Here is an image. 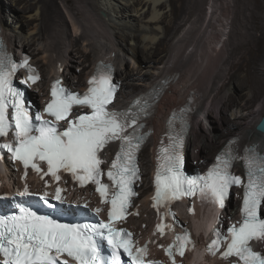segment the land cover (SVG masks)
<instances>
[{
    "label": "snow or ice",
    "instance_id": "snow-or-ice-1",
    "mask_svg": "<svg viewBox=\"0 0 264 264\" xmlns=\"http://www.w3.org/2000/svg\"><path fill=\"white\" fill-rule=\"evenodd\" d=\"M0 50V138L14 132L11 142L0 143V149L10 154L12 161L23 165L24 177L28 169L60 180L59 172L70 173L81 186L88 182L96 185L101 203L110 204L107 221L96 224L61 223L49 215H40L24 203H15L18 210L11 215H0V264H121V249L131 258V264H152L146 261L147 246L135 247L132 234L126 229L115 227V222L125 219L131 197L136 193L133 185L139 179L136 163L144 135L138 123L141 114H146L147 101L135 102L134 111L110 110L117 86L112 81L110 65L101 63L88 81L83 94L71 92L56 81L51 88V100L44 111L52 117L29 115L24 92L15 87L13 77L18 67ZM29 75L22 82L35 83L39 76L27 62L23 61ZM74 107L88 109L82 114L75 113ZM11 110V111H10ZM74 116V118H73ZM67 127L61 130L59 122ZM173 120L169 121L170 128ZM130 129V131H129ZM186 121L181 118L179 132L169 133L168 145L162 146L157 157L155 175V196L153 207L163 205L168 209L172 201L184 197L198 199L201 204L223 208L233 186L243 185L244 194L241 220L227 228V233L214 230V238L207 245V254L219 253L229 264H264V252L253 249L251 242H264V156L254 148L245 149L241 157L246 168V182L230 171L235 154L229 149L217 156L216 162L206 173L187 176L183 170V132ZM112 142H119V151L110 163L106 176L110 183L101 179L105 175L102 153ZM38 195L45 205L49 204V193H32L27 184L22 191L0 199L15 200L16 197ZM62 201L61 189H55L53 197ZM88 208V205H84ZM193 209L190 208L189 211ZM100 213L101 209L93 210ZM165 215H173L166 211ZM170 225L158 224L163 234ZM111 249L105 256L104 243ZM194 241L185 228L166 249L171 264H177L175 253L180 257L186 250L194 248ZM67 257V258H65ZM231 258V259H229Z\"/></svg>",
    "mask_w": 264,
    "mask_h": 264
},
{
    "label": "bare ground",
    "instance_id": "bare-ground-1",
    "mask_svg": "<svg viewBox=\"0 0 264 264\" xmlns=\"http://www.w3.org/2000/svg\"><path fill=\"white\" fill-rule=\"evenodd\" d=\"M62 1L65 3L67 13L73 22L75 34L66 31L65 26L67 24L66 19H64L66 16H64V13L62 14L57 0H10L9 7L15 13L17 20L14 19L8 23L2 19L0 14V27L5 35V31L18 32L22 35L19 36L21 37L19 40L12 34L9 37L6 35L12 47L26 49V46H29L35 51V53L32 52L37 57L41 53L47 55H44V57L41 55V58L37 61L34 59L37 63H41L44 78L53 77L60 67H64L63 74L66 76L67 82L78 88L86 84V79L93 71L98 59L109 57L119 67L123 62V54H135L142 46L145 54H142L146 63L145 67L149 69L145 72L147 75L137 78L139 80L137 87H130L129 82L133 74L126 69L119 68V78L123 80V88L118 104H125L129 99L144 91L154 79H158L157 83H161V79L171 74L178 75L181 73L178 76V83L177 81V84L175 83L178 87L174 88L176 91L175 96L178 97L179 101L177 105L190 94V87L197 89L195 93L197 97V114L188 140V149L189 154L194 159H200L206 157V151H214V157L223 145L222 133H214L212 137H210L211 134L210 136L200 134L198 132L200 120L196 122V118L200 116L205 125L207 123L205 121H209V117L212 120V102L216 100L217 92H219V83L229 74V85H235L234 81L236 79L237 82L239 81L238 83L235 81L239 85L237 87L238 96L236 97L237 107L231 110L232 116L226 118L225 115H222L220 119L223 123L225 118L228 119L225 123L228 127L234 129V134L240 135L241 145L253 141L264 152V133L256 128L264 115V91L262 89H260L262 91H254L250 84L245 81L242 82L239 71L247 64L250 57L248 59L242 54L243 52L241 57H238L240 54L236 56L237 47L229 48L231 37H223L226 36L225 34L229 35L228 33H230L227 28L231 24V15L234 12H241L238 8L240 3L238 6L234 4V0H189L183 8L184 15L181 14L179 19L173 20L171 16L173 12L169 13L168 8L171 7V11L174 10L176 0H77V7L72 5L71 0ZM41 2H43L42 5ZM205 2L210 4L207 13L203 6ZM257 4L255 2V6ZM235 6H237V9ZM20 7L23 12L18 11ZM249 9L252 10V8ZM100 11L105 12L107 19L101 16ZM34 22H39V24L36 25L34 30L29 29L27 34L26 29L31 28L30 24ZM120 22L131 26V28L127 29ZM120 27L126 31L120 33L116 30ZM244 28H247L246 35H250L249 27L244 26ZM32 34H35V36L30 38ZM100 35L109 36L108 38L115 42L117 49L110 50L104 46L98 47L96 39ZM41 36L46 38L47 41L43 49L36 47ZM253 39L251 38L250 41ZM190 42L193 45L192 48H185L184 44ZM62 44H66V50L62 49ZM77 45H80V47H77ZM226 54H229L228 58H226ZM88 60H91L92 63L87 65ZM74 65L83 67L80 75H76L72 69L71 66ZM188 66L192 73L191 78L181 84L182 80L180 79L183 78L182 74L184 72L179 73L180 70H175L182 67L186 69ZM228 66L230 67L229 72H227ZM83 73L86 74L85 81L82 80ZM164 73L167 74L163 75ZM77 77H79L78 82L75 81ZM225 78L227 79V77ZM126 89H129V91ZM122 93L124 94L122 95ZM231 97L232 94L228 96V100ZM223 99L224 95L221 100L219 99L218 104L223 102ZM167 105L175 107L176 104L168 103ZM174 107L167 111L164 115L165 119L168 112ZM149 125L156 132L160 128L156 125L153 117L149 120ZM204 129L206 131V127ZM156 132L152 137L156 135ZM207 132H209V127H207ZM198 133L199 138L197 139ZM202 142L204 143L202 144ZM148 146L152 150L153 144L150 143ZM206 146L210 149H206ZM145 149L143 153L146 151ZM145 165H148L146 161ZM8 176L10 174H7ZM150 185L151 180L149 183L147 179L141 187L142 193L139 201L147 197ZM144 213L148 216L145 217ZM134 220H139V228L135 225L138 229H142V222H148L149 229H152L155 222L151 210L142 211L141 218H134ZM142 230L144 232L146 229Z\"/></svg>",
    "mask_w": 264,
    "mask_h": 264
},
{
    "label": "rangeland",
    "instance_id": "rangeland-1",
    "mask_svg": "<svg viewBox=\"0 0 264 264\" xmlns=\"http://www.w3.org/2000/svg\"><path fill=\"white\" fill-rule=\"evenodd\" d=\"M57 1H58V6H60V9L62 11V14L64 13V16H66V18H64V19H66V24H67L65 26V29H66V31L68 33L72 34V33H74L73 22H72L70 16L68 15V13H67V7H66L65 3L62 0H57ZM188 1L189 0H176V3H174V10L171 11V7L168 8L169 13L173 12L172 15H171L173 20L179 19V17H180L179 15H181V14L184 15L183 8L187 5ZM257 1H258L259 5L257 4ZM70 2L72 3V5L74 7L78 6L77 0H71ZM241 2H243V3H241ZM255 2L257 4L256 6H255ZM206 3L207 2H205L203 4V6L205 7L204 9H205V11L207 13V9H209V5L210 4H208V3L206 4ZM239 3H240V6H239ZM42 4H43V2H41V5ZM234 4L235 5L237 4L239 6L238 8L241 10V12L240 11H239V13L234 12L231 15V17H232L231 18V24L227 28V30H229L230 33H228L229 35L225 34L226 36H223V37H226V38H227V36L231 37V41L229 42V48L232 49V48H234V46L237 47L236 48V53H235L236 56H238L240 54L238 57H241L242 54H243L248 59L250 57V59L248 60L247 64H245V66L242 67L240 69V71H239V77L242 78V82L245 81L247 84H250L253 87L254 91H258L260 89H262L264 91V0H241L240 2H239V0H236V1L234 0ZM9 6H10V0H0V14L2 16V19H4V21H6L8 23L12 22L14 19L17 20L15 13L12 12V10H11V8ZM18 6H21V5H18ZM181 6H183V7H181ZM235 8L237 9V6H235ZM242 8H243V10H242ZM249 8H252V10L249 9ZM18 11L19 12H23L21 7H20V9L18 8ZM100 14H101V16H103V18L107 19V16H106L105 12L100 11ZM204 15H206V14L204 13ZM246 15H247V17H246ZM247 21H249V22H247ZM120 23L123 24L125 27H127V29L131 28V26H127V25H125V23H122V22H120ZM38 24H39V22H34V23L30 24L31 28H27L26 29L27 30V34L29 32V29L30 30L31 29L34 30V28ZM244 26H248L249 27L250 35H246L247 28H244ZM116 30L120 31V33H123L124 31H126L125 29H122L121 27H120V29L116 28ZM35 31H37V30H35ZM5 32H6V35L8 37L11 36V34H12L18 40L21 38L19 36H22L18 32H15V33L11 32V31H5ZM34 36H35V34H32V36H30V38H32ZM108 37L109 36H107V35L106 36L100 35L96 39L97 46L98 47L104 46L106 49H110V50L117 49L115 47V44H114L115 42L111 38H108ZM251 38H254V39L252 41H250ZM16 43L20 44L18 42H16ZM46 43H47L46 38H43V36H41V38L37 41L36 47L43 49ZM238 43H241V44H238ZM184 46H185V48L191 49L193 45L190 42L188 44H184ZM77 47H80V45H77ZM162 48L164 49L165 47L163 46ZM62 49L63 50L67 49L66 44H62ZM25 50L29 51L33 55L34 59H36V61L41 58V55H42V57H44V55H45L44 53H41L37 57L34 54L35 51H33V49H31L29 46H26ZM142 54H144V48L142 46H140L138 52L135 53V54H129V53L128 54H123V56H124L123 62L119 65V67L117 65V67H118L117 76L118 77H119V68L124 69V70L126 69L128 72L133 74L132 79L129 82L130 83V87H137V83L139 81L137 78L138 77H143L144 75H147V73H145V72H147L149 70L148 67H145L146 63L144 62V57H143L145 54L144 55H142ZM45 56H47V55H45ZM228 57H229V54H226V58H228ZM39 63H37V64L41 68V63L40 64ZM61 63H62V61H61ZM90 63H92L91 60H88V62L86 64L88 65ZM71 67L74 70V72L76 73V75H80L82 73V68L83 67L76 66V65L71 66ZM187 68H188V70H187ZM229 69H230V67L228 66V68H227L228 71L227 72H229ZM177 70H180V71H178L179 73L181 71H182V73L184 72L182 74L183 78L180 79V80H182L181 84H184L188 79L191 78L190 76L192 75V73H191V71L189 69V66L186 67V69L184 67H182L181 69H176L175 71H177ZM175 71H173V72H175ZM173 72H167V73L171 74ZM167 73H164L163 75H165ZM180 74H178V75H180ZM162 76H160V77H162ZM225 77H227V79ZM225 77L219 83L220 88L218 90L219 92H217L216 100H214L215 102L214 101L212 102V104H213L212 108H211L212 120L210 119L211 117H209V121L205 125L200 116L196 118V120H197L196 122H198L200 120L199 121V130H198V132L200 134H203V135H206V136H210V134H211L210 137H212V135L214 133H217V132L218 133H222L223 134V138L221 140H222L223 144H224V141H226L229 138V136H231L232 134L235 133L234 129L228 127L225 122L228 120L226 118L230 117L231 112H232L231 110L233 108L236 109V107H237L236 97L238 96L237 87H239V85L237 84L239 81L237 82V79L236 80L234 79L237 82L236 83L234 81L235 85H229L228 83H229V80H230V78H229L230 75L227 74ZM85 78H86V74L83 73L82 74V80L85 81ZM156 80H158V79H156ZM156 80L154 79L152 81V83L155 82ZM75 81L78 82L79 81V77H77L75 79ZM178 81H179V78L177 80V83H178ZM152 83H150V85ZM174 85L175 84H173L172 87L163 95L162 99L158 103V107H157L156 113L153 116L154 121H155V123H156V125L158 127L162 126L164 124V122L166 120L164 115L167 113V111H169L170 108L174 107V106L170 107L167 104L168 103L176 104L175 106H177V104L179 102L178 101V97L175 96L176 95V91L174 89L175 87H178V86L177 85L174 86ZM190 88H191L189 90L190 92L191 91H194V92L197 91V89H192L193 87H190ZM126 90L129 91V89H126ZM262 90H260V91H262ZM127 91H125V92H127ZM120 94H121V92H120ZM123 94L124 93H122V95ZM230 94H232L233 98L231 97V99L228 100V96ZM223 95H224V99L223 100L225 102L223 101L220 104H218L219 99L221 100ZM232 99L234 100V102H233ZM222 115L226 116V118L224 119V123L225 124L220 119ZM194 124H195V120H194ZM207 126H209V128H210L209 132H207ZM204 127H206V131H205ZM230 130H233V131H230ZM199 133L197 134V139L199 138ZM152 139H153V137H152ZM203 143L204 142H202V144ZM207 144H209V142H207ZM210 145H211V143H210ZM206 149L209 150L210 148L207 147ZM145 150L146 151L142 155V162H143L144 171H145V181L148 179L149 183H150V165H151V162H152V150H151V147H149V146ZM213 154H214V151H208V152L206 151V157L205 158L212 159ZM190 156H191V160H194V157L191 154H190ZM197 160H199V159H197ZM145 161H146V164L148 163V165H145ZM144 216L147 217L148 215L146 213H144ZM141 227H142V229H144V223L143 222L141 224Z\"/></svg>",
    "mask_w": 264,
    "mask_h": 264
},
{
    "label": "water",
    "instance_id": "water-1",
    "mask_svg": "<svg viewBox=\"0 0 264 264\" xmlns=\"http://www.w3.org/2000/svg\"><path fill=\"white\" fill-rule=\"evenodd\" d=\"M258 131L264 133V115L262 116L261 120L256 125Z\"/></svg>",
    "mask_w": 264,
    "mask_h": 264
}]
</instances>
